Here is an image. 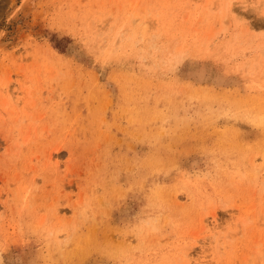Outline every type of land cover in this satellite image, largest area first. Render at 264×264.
Instances as JSON below:
<instances>
[{"label":"rangeland","instance_id":"374dc122","mask_svg":"<svg viewBox=\"0 0 264 264\" xmlns=\"http://www.w3.org/2000/svg\"><path fill=\"white\" fill-rule=\"evenodd\" d=\"M0 264H264V0H0Z\"/></svg>","mask_w":264,"mask_h":264},{"label":"bare ground","instance_id":"6f19581e","mask_svg":"<svg viewBox=\"0 0 264 264\" xmlns=\"http://www.w3.org/2000/svg\"><path fill=\"white\" fill-rule=\"evenodd\" d=\"M145 29H146V28H145ZM180 53H181V52H177V50H176V52L174 53V59H173L174 62H177V61L179 62V61H181L180 59H181V56H182V55H181ZM171 59H172V58H171ZM168 63H169V62H168ZM171 63L173 64V62H171ZM168 65H169V64H168ZM173 66H174V65H173ZM215 214H216V213H215ZM216 215H217V214H216ZM218 216H219V215H218ZM218 216H217V217H218ZM213 219H214V221H217V218H216L215 215L213 216ZM217 227H218V226H217ZM212 228H213V227H212ZM212 228H211V229H212ZM216 229H217V228H216Z\"/></svg>","mask_w":264,"mask_h":264}]
</instances>
